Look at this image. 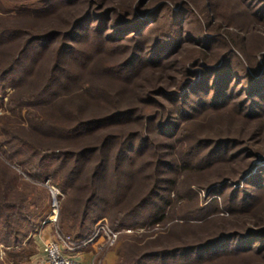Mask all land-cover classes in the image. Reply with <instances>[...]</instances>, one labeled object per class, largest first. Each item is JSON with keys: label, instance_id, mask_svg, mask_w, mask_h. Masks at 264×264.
<instances>
[{"label": "trees", "instance_id": "16d2710c", "mask_svg": "<svg viewBox=\"0 0 264 264\" xmlns=\"http://www.w3.org/2000/svg\"><path fill=\"white\" fill-rule=\"evenodd\" d=\"M53 1L40 0L33 4L34 11L31 9L26 27L0 26V133L7 138V145L0 141L1 158H9L12 166L22 169L27 166L23 170L32 180L43 183L50 176L56 181L60 178L62 188L77 196L78 199L70 200L73 204L76 200L89 199L83 212L68 209L69 213L61 219L68 232L74 231L75 223H79L76 234L68 235L76 243L89 238L94 230H86L88 216L101 191L110 189L117 196L113 199H134L139 192V199H150L167 191L164 186L170 184V173L200 176L201 189L207 196L218 195L214 202L220 203L218 210L227 214V218L205 219L204 225L207 224V229L220 221L226 230L202 245L187 248L175 246L148 251L149 247L127 244L121 250V264H176L175 257H186L189 264H206L202 263L206 260L211 264L245 261L264 264V221L250 218L264 205V165L253 166L264 157L259 148L264 142V0H229L231 8L221 3L224 0H199V4L198 0H172L178 11L166 2L158 5L149 0L136 5L135 0L129 3L122 0L116 9L102 11L89 0L86 7L77 8V16L72 11H60ZM204 13L206 21L202 20ZM65 17L70 20L63 22ZM52 21L61 24L48 26ZM193 23L197 28H190ZM241 32L247 35L244 37ZM95 35L98 38L94 39H101L100 44L106 45L111 57L125 54L123 63L108 67V81L135 87L137 91H132L131 96L135 97L137 107L132 108L130 102L128 108L119 109L116 97L109 96L106 102L111 100V112L103 110L102 116L80 124L75 129L79 131L63 132L58 138L46 130L48 124L30 114L31 122L27 126L33 133V143L26 137L15 136L18 134H14V123L7 113L20 112L24 107L18 104L20 98L15 97L46 76L45 90L36 93L37 99L36 95L29 104L23 99L21 103L38 109L42 105L36 104V100L42 94L51 102L56 89H61L58 83L62 81L57 82L58 78L76 79L79 66L87 65L81 61L79 48L88 43L86 38L90 37V42ZM249 42L257 46L253 48ZM31 49L41 57L36 70H32L33 64L25 63L28 69L24 67L19 72L18 57L13 56L31 53ZM13 50L15 53L11 54ZM239 51L244 59L236 54ZM160 71L163 73L156 76ZM165 72L171 73L168 79ZM146 73L154 77L143 82ZM75 81L80 86L81 81ZM8 86L14 90L5 102ZM110 86L121 94L124 91L121 86L112 83ZM101 96L105 99L106 95ZM134 123L141 127L149 125L152 136L129 133L130 140L119 144L114 131ZM82 131L94 137L104 131L107 136L100 137L99 145L87 142L83 143L84 147H73L66 152L40 147V143L55 142L73 145ZM176 137L186 140L178 145L174 143ZM130 141L133 144L124 148ZM1 158L0 243L14 248L21 245L18 239L21 222L28 228L27 232L34 233L40 221L37 223L38 217L22 207L24 199H17L15 206L5 207L6 199L2 196L13 184L6 182L5 176L12 169ZM135 167L129 176V168ZM152 167V174L146 173V168ZM128 178L130 182L121 186V181ZM119 227L113 230L119 232ZM173 239L178 236L170 240ZM141 249L143 252L138 254Z\"/></svg>", "mask_w": 264, "mask_h": 264}, {"label": "rangeland", "instance_id": "374dc122", "mask_svg": "<svg viewBox=\"0 0 264 264\" xmlns=\"http://www.w3.org/2000/svg\"><path fill=\"white\" fill-rule=\"evenodd\" d=\"M38 1L40 0H0V26L10 29L11 27L13 28L14 25L21 24L22 26L26 27V25L28 24L26 19H28V15L34 11L33 4L37 3ZM91 1L97 4L95 7H99L100 9H102V11L106 9H116V5L122 2V0ZM127 1L129 3V0ZM135 1L136 2L134 4L136 5L141 0ZM149 1H152V3L154 2L153 4L158 2V5L166 2L168 3V6H174L172 5V0ZM182 1L186 2V0ZM87 2H89V0L53 1V3L59 7L60 11H72L71 13L75 14V16L78 15L77 12L79 9L77 10V8H80L81 6L86 7ZM196 3L199 4V0ZM221 3H223V5H227L230 8L232 7V3H230L229 0L221 1ZM175 10L178 11V7H175ZM205 17L206 13H204V16L202 17L203 21H206ZM69 20V17H65L63 22H68ZM60 24V22L52 21V23H48V26H60ZM43 25L47 24L45 23ZM190 28H197V24L193 23ZM20 30L25 31L28 29L21 28ZM249 31L251 33L254 32L250 28ZM241 34L245 37L247 35V32H241ZM94 38H98V36L92 37V40L90 42V37L86 38L88 43H86V45L84 46L80 45L79 48L80 51H82L81 55L83 56V59H81V61L87 63V65H85L84 67L79 66L80 70L76 72V79H78V83L81 81L80 86L76 85L77 83L75 81V78H71V80L65 78L64 81L62 80V77L58 78L57 82L62 81L61 83H58V86H60L61 89H56V96L51 99V102H49V100H46V97H42L44 95L42 94L41 98H38V100H36V104L40 106L42 105L40 108L37 109L32 107L28 108L29 106L26 107V104H24L25 102H28L29 104L33 101L31 98L35 97L39 93L41 94V92L45 90V76L43 79L38 81H36L35 79L34 81L40 83H34L30 85V87H26V89L22 90L23 92L19 93V95L15 97V99L17 100L18 98H20L18 104H22L24 106L22 107V111L20 112L15 111L14 114H11L10 112L7 113V116H10L9 119H12L11 121L14 123V126L12 128V130H15H13L14 134H18L15 136H19V138L23 137L24 139L26 137L27 140L33 143V133L30 132L27 126V122H31V117H29L30 114L36 115L37 117H39V119L48 124L46 130L49 131V133H54L51 136L58 138L59 135L61 136V133L63 132L66 133L69 131L73 133L75 131H79L80 129H75L80 124H82L83 122L94 120V118H96L97 116H102L103 110L107 109L106 111L111 112V105L109 104L111 100L109 102H106L110 99V97L112 99H115L116 97V105H118L119 109L128 108L130 102L132 108L137 107L135 103V97H133L134 99H132L131 96L132 91H137L135 87L130 86L129 88V86L127 85H121L118 83L115 84L114 82L108 81L109 77L106 72L108 67H113L117 63H123L125 61V54L121 53V55L115 52L116 56L111 57L109 49L106 47V45H102V43L100 44L101 39ZM249 43L253 48L255 45L257 46V44L254 45L252 44V42ZM35 51L36 50L31 49V53H25L24 55H20V57L16 53L13 56V58L18 57L16 68H19V72L23 71L22 68L27 67L25 63H28L30 65L33 64L31 68L32 70H36V65L39 64L38 62L40 61L41 57ZM13 53H15L14 50L11 52V54ZM236 54H238L242 58L241 51H239L238 53L236 52ZM262 54H264V52ZM262 54L259 56H262ZM184 55L185 53L182 54V57H184ZM161 73H163V71H160L156 76ZM45 75H47V72L45 73ZM164 75L168 79L171 73L165 72ZM152 76V73H146V75H144L143 82L147 80L150 81L152 79ZM111 83L116 85L117 87L121 86V88L124 90L123 93L121 94L116 91V87L115 89H113L114 86H110ZM139 84L142 85L143 83L140 82ZM13 90L11 86L7 87L6 94L8 98H4L5 102H7L6 100H8L12 95ZM61 90H64V92L66 93L63 94L64 92ZM116 92H118L119 95H116ZM44 93H46V91H44ZM103 94L106 95L105 99L104 96H101ZM37 97L38 95L35 99H37ZM22 99L25 102L21 103ZM136 102H138V97ZM139 109L140 108L136 110L139 111ZM1 112L2 110H0V114ZM123 127L124 128L122 129H114V133H116L119 144H121L125 140L126 142L130 140L129 136L131 135H129V133L139 132L143 137L152 136V134L150 133L152 130L149 125H144L143 127H141L137 123H134L128 124ZM181 127L179 128L180 130ZM50 128H52L53 130H50ZM84 133L83 131L80 133V139H78V142H75L73 145L67 143L62 144V142H55L56 144L48 145H46L45 143H40V147L41 149L48 151L52 150L57 152H66V150H71V148L73 147H84L83 143L86 144L87 142L89 144L99 145L101 143L100 137L107 136V134L105 135L104 131L100 132L97 137L91 135L86 136ZM181 137H176L177 140L174 143L179 145L181 141L186 140L183 138L181 139ZM6 139L7 138H4L3 134L0 133V141L2 140L6 144ZM98 139L99 141H97ZM93 140L97 142H94ZM129 143L130 144L126 143L127 145L125 144L124 148H127L129 147V145L133 144V142L131 141ZM134 144H136V142ZM255 146L258 148V145L255 144ZM112 147L114 146L112 145ZM259 148H261L264 152V142L261 145L259 144ZM9 153L12 154V152L10 151ZM174 153L177 155L176 150ZM1 157L2 155L0 154V158ZM1 159L5 160L6 164L12 169V171L9 172L7 176H5L6 182L13 183L10 188L5 191L4 196H2L3 199H6L5 207H7V205L15 206L17 199H24V205L22 207L25 208V210L28 211V213H30L31 215H36V217L38 218L35 220H37V223L39 221L40 222L37 226V231L34 233H31L29 231L27 232L28 228L21 222L22 227L18 229L20 231V234H18V239L21 241V245L12 248L8 247V245L0 243V264H40L42 259L44 258L43 253L45 246L54 239L56 232L52 225H43V223L45 221H48L52 215L53 198L50 189L53 188L52 190H56L60 194V196L58 197L59 213L56 229L58 228V230L66 236L75 235V232H77L78 230L79 223H75L74 231L68 232V230L63 226V221L61 220L62 217L65 214L69 213L68 209L69 211L71 209H74L78 210L79 212H81L82 210L83 212L85 205L87 206V202L89 201V199H82L79 202H77L76 200V203L73 204V202L71 203L70 200L78 198L76 195H73L69 189L66 188L64 190L62 188L60 178L56 181L52 176H50L46 181L41 183L32 180L31 177H29L24 172L23 169L25 168V166H22V169L21 166H12L13 164H11L10 159L7 157L6 159ZM15 160L18 159L15 158ZM260 165H264V157L258 159L253 166L258 167ZM109 168L111 170L110 173L112 174L113 164ZM25 169H27V166ZM136 169L137 167L129 168L128 175L130 176L131 173ZM153 170L154 167H152L151 169L146 168L145 171H147L146 173L152 174ZM13 175L16 178L15 180L12 177ZM112 176L114 177V175ZM168 179L170 184L168 186H164L167 191L164 190L163 192H161L162 195H160V197H150V199H139L140 192L138 193L139 195H136L137 198L134 199H113L117 196H115V193L111 192L110 189L108 192L104 190L100 192L99 196L94 200L93 206L91 207V211L88 216V225L86 229L87 232L91 231V229H93L95 225L102 220H105L109 224L111 229H113V227L115 228L123 225L119 227V232H117L119 234V238L115 246L112 247L107 253H104L102 256L96 258L98 261L100 260L101 264H121V250L123 246L127 244L135 243L137 245H141L143 248L149 247L148 251L171 249L175 246H186L187 248L189 246L202 245L203 243L207 242L208 239L214 238L218 236L220 232L226 230L224 225L220 221V223L215 222L214 224H211L212 226L207 229V224L204 225L206 223L203 222L205 219L213 217L219 218L222 216H225L227 218V214L221 213L222 211L218 210L219 207L221 209L220 203L216 204L214 202L219 198L218 195L207 196V193L201 189L200 185L202 184H200L199 182L200 176L194 178V176L186 174V172L185 174L183 172H179L176 174L170 173L168 175ZM129 182V178L126 180V182H124L123 180L121 181V186H126V184H128ZM46 183H49V187H45ZM146 192H143L142 194L146 196ZM0 195H2V193H0ZM227 205L229 209H232L231 205ZM263 207L264 205H262V208H258L257 210H255V212L250 215V218L257 220L258 222L264 221ZM42 218L44 219L39 220ZM159 219L160 222L157 223ZM239 226L243 227V223L240 222ZM174 235L178 236V239L170 240ZM141 250L142 251L137 253L140 254L144 249ZM92 253V260H94L96 257V253L94 251ZM75 256L77 255H72V257ZM76 259H79V257H77ZM174 259L177 261L176 264H189L188 260H186V257H181L180 259H177L175 257ZM205 262H208L206 264H211L208 260L202 263ZM251 262L249 263L245 261L242 263L251 264ZM216 264H220V262ZM225 264L235 263L228 262Z\"/></svg>", "mask_w": 264, "mask_h": 264}, {"label": "built area", "instance_id": "2783aa9c", "mask_svg": "<svg viewBox=\"0 0 264 264\" xmlns=\"http://www.w3.org/2000/svg\"><path fill=\"white\" fill-rule=\"evenodd\" d=\"M45 187H49V183H46ZM52 189H50L53 198L52 215L43 225H52L56 232L54 239L45 246L44 258L40 264H84L76 258L80 253L90 248H93L96 253L95 259L93 258L94 260L90 264H101L100 260L98 261L96 258L107 253L115 246L119 234L111 229L105 220H102L95 225L89 238L81 242H73L70 237L63 235L58 228L56 229L59 213L58 197L60 194ZM72 255L77 256L72 257Z\"/></svg>", "mask_w": 264, "mask_h": 264}, {"label": "crops", "instance_id": "0c3cea01", "mask_svg": "<svg viewBox=\"0 0 264 264\" xmlns=\"http://www.w3.org/2000/svg\"><path fill=\"white\" fill-rule=\"evenodd\" d=\"M93 251L94 249L90 248L89 250L80 253L78 256L79 257L78 260L86 264L91 263L93 257V253H92Z\"/></svg>", "mask_w": 264, "mask_h": 264}]
</instances>
